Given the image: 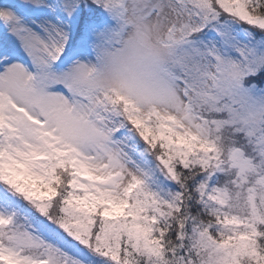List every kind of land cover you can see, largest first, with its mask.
<instances>
[{
    "label": "snow or ice",
    "instance_id": "1",
    "mask_svg": "<svg viewBox=\"0 0 264 264\" xmlns=\"http://www.w3.org/2000/svg\"><path fill=\"white\" fill-rule=\"evenodd\" d=\"M0 264H264V0H0Z\"/></svg>",
    "mask_w": 264,
    "mask_h": 264
}]
</instances>
